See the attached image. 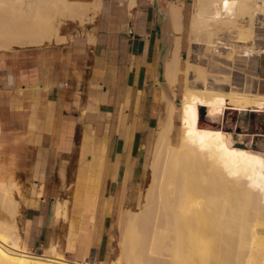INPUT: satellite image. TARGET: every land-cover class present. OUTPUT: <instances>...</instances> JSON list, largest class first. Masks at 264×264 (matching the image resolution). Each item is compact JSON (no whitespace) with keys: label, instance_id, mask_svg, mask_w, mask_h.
<instances>
[{"label":"crops","instance_id":"1","mask_svg":"<svg viewBox=\"0 0 264 264\" xmlns=\"http://www.w3.org/2000/svg\"><path fill=\"white\" fill-rule=\"evenodd\" d=\"M172 4L185 15L184 0H102L72 40L0 51V183H14L16 202L14 214L0 205V221L17 228L29 252L91 264L122 256L127 211L142 207L166 109ZM253 60L262 93L264 52ZM182 81L179 74L175 103ZM260 125L251 145H262Z\"/></svg>","mask_w":264,"mask_h":264},{"label":"bare ground","instance_id":"2","mask_svg":"<svg viewBox=\"0 0 264 264\" xmlns=\"http://www.w3.org/2000/svg\"><path fill=\"white\" fill-rule=\"evenodd\" d=\"M54 1L44 15L39 12L42 5L28 8L23 2L0 0V51L23 48L30 38H46L51 44L60 30L58 15L84 23L101 9L100 1L91 7L75 0ZM195 3L192 33L204 31L212 37V31L234 30L240 56L254 58L264 52L258 31L264 30V0ZM169 15L174 38L163 58L168 94L163 97L166 109L151 155L150 183L141 209L127 211L122 256L114 264H264V153L233 146L232 126L226 129L225 122L226 111L236 114L242 108L264 115V92L248 93L231 79L228 89H217L208 80L211 76L193 80L201 82L200 87L192 85L188 77L195 73L194 63L188 58L181 68L182 6L172 4ZM258 22L263 27L257 28ZM196 42L198 38L190 47ZM208 43L221 44L210 39ZM179 74L184 75L183 130L175 141L174 89ZM14 188V183H0L1 207L11 214L16 209ZM73 261L57 252L52 257L26 251L20 236L0 221V264H91Z\"/></svg>","mask_w":264,"mask_h":264},{"label":"rangeland","instance_id":"3","mask_svg":"<svg viewBox=\"0 0 264 264\" xmlns=\"http://www.w3.org/2000/svg\"><path fill=\"white\" fill-rule=\"evenodd\" d=\"M4 1V0H2ZM19 0H16V2ZM24 0H20L17 3H22ZM78 5L81 6H89L97 1L101 2L102 0H75ZM23 4L31 5L33 6H43L41 9L39 8V12L42 14H46V9L52 7L53 4H56L54 0H25ZM28 8H31V6ZM35 6V7H36ZM102 7V6H101ZM27 8V9H28ZM44 8V9H43ZM185 15L184 17V47L182 50V66L184 67L185 61L189 58V60L194 63L195 66V73L190 74L188 77L191 84L200 87L202 86L201 82L194 83L193 80H202L204 78H207L211 76L208 80H211L213 83V87L217 89L226 90L228 89V85H226L228 79H231L235 83V86L239 88H243L247 91L253 92V94L258 93V85L256 82V78L251 73V69H253L254 66V60L253 58H245L243 56H240L241 47H238L239 44H237V34L234 30H220V31H212V37H209L207 32L199 31L197 33H192L190 29L191 19L194 13L197 10V5L195 3V0L192 1H186L185 2ZM44 10V11H43ZM91 14L90 12L88 13ZM43 16V15H42ZM61 16V17H60ZM60 19V22H58L56 25L58 27V35L57 37L53 38L52 43H48L46 38L42 39H36V38H30L27 40V43L24 44L23 48L22 46L17 49H26V48H36V47H51L54 44L65 42L67 39H73V37L78 36V31H82L84 27L92 25L96 18L89 20L87 22L82 23L79 19H71L68 17L67 14H61L56 17L57 19ZM63 21V22H62ZM59 24V25H58ZM261 24V23H260ZM257 28L263 27V25H256ZM85 31V29H84ZM259 33H261L264 40V30L258 29ZM60 32V33H59ZM182 34V32H181ZM181 34L179 37L181 38ZM61 36V37H60ZM196 38L199 39V43L196 42V45H193L192 48L190 47V43L192 40H195ZM212 38V39H211ZM209 39L212 41H219L221 44L218 45V47H213V44H209ZM60 40V42H58ZM39 41H43L42 44H35V46H31L29 43H38ZM261 47H264V41L260 43ZM182 67V68H183ZM195 78V79H194ZM183 81L180 83V91L183 92L184 89V75L182 74ZM175 91V89H174ZM181 96L177 99L176 105V116L174 119L175 122V133L174 138L175 141L177 138L179 139V136L181 134V130H183V123H182V111H181ZM264 115L262 114H254V111H248L241 109L240 113H232L230 111H226L225 114V121H226V129H229L230 125L232 126V134L229 136L230 140L233 146L245 148L249 150H253L255 152H261L264 153V137H261L262 145L254 144L251 145L252 138L250 141H247L248 135L257 134V129H259V125L261 123H264ZM163 117L160 119V127L158 128L159 131L162 126ZM235 127V128H234ZM261 127V125H260ZM158 131V132H159ZM264 135V130L262 131ZM158 134V133H157ZM234 136V138H233ZM241 139V140H240ZM258 142L259 138H256ZM235 144V145H234ZM250 146V147H249ZM1 205V204H0ZM2 222V221H1ZM5 225H7L15 234H18V230L15 226H10L6 222H3ZM124 228V227H123ZM123 235H121L120 244L122 245V242L124 240V230L122 231ZM120 245V246H121ZM122 247V246H121ZM25 248V247H24ZM26 251H28L25 248ZM29 252V251H28ZM32 253V252H31ZM37 255H48V256H54L56 254L55 250H52L51 252L45 251L43 253H33Z\"/></svg>","mask_w":264,"mask_h":264},{"label":"built area","instance_id":"4","mask_svg":"<svg viewBox=\"0 0 264 264\" xmlns=\"http://www.w3.org/2000/svg\"><path fill=\"white\" fill-rule=\"evenodd\" d=\"M184 1L186 2V1H192V0H184ZM257 25L260 26V25H262V24H260V23L258 22Z\"/></svg>","mask_w":264,"mask_h":264}]
</instances>
